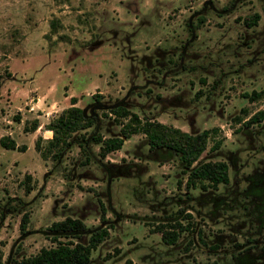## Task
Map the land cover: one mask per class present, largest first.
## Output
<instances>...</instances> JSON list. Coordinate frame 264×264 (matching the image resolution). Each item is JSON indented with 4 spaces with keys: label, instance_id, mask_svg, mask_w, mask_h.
<instances>
[{
    "label": "rangeland",
    "instance_id": "374dc122",
    "mask_svg": "<svg viewBox=\"0 0 264 264\" xmlns=\"http://www.w3.org/2000/svg\"><path fill=\"white\" fill-rule=\"evenodd\" d=\"M71 95L104 136L128 119L109 112L118 104L192 133L218 127L195 164L225 160L229 184L187 190L178 156L142 132L100 161L80 130L54 158L42 134ZM263 109L264 0H0V137L15 141L0 144L3 264L71 239L48 230L65 216L87 224L82 242L112 223L89 264H264V118L245 124ZM177 221L189 228L164 243L156 227Z\"/></svg>",
    "mask_w": 264,
    "mask_h": 264
},
{
    "label": "trees",
    "instance_id": "16d2710c",
    "mask_svg": "<svg viewBox=\"0 0 264 264\" xmlns=\"http://www.w3.org/2000/svg\"><path fill=\"white\" fill-rule=\"evenodd\" d=\"M259 17L260 15L258 12L246 15L244 24L253 26L257 23ZM262 93L263 91L253 90L249 98L254 100L261 96ZM77 100V96H71L70 105L63 108L46 124V128L52 130V137L48 141V146L49 148L54 146L58 148V150L52 151L54 158L61 155V151L72 142L74 138L73 134L80 130L83 131L79 133V139H87V141L89 140L90 142L92 141L99 144V151L96 159L100 161H102L109 152L121 148L125 138H129L132 134L142 132L146 136V142L150 151L158 153L159 150L161 151L166 148L169 157L173 154L178 156L184 172L187 173L185 179V188L187 190L196 187L203 190L209 188L217 189L219 185L229 184V166L225 160H205L195 164L202 152L207 148L209 136L212 132H216L218 127L205 128L201 131L192 133L158 120L145 119L141 121L138 113L130 110L125 105L118 104L117 106H112L109 112L114 114V119L119 123L120 117H128V119L127 121L121 122L118 133L104 136L100 133L99 127L96 125L98 117L95 114H86L83 108L76 104ZM104 114L108 116L107 112ZM263 118L264 109L251 115L245 121V124L249 125L253 122H259ZM37 126L38 122L35 120L30 128L34 130ZM92 126L94 127L93 131L87 137L88 131L86 130ZM39 141L40 138L36 140L35 145L37 147H39ZM220 143V140L213 142L211 149L218 148ZM0 144L7 149L15 147V141L7 136L0 137ZM79 144L83 146L80 142ZM88 156L89 155H86L85 159L81 161L83 165L89 163L90 158ZM27 190H30L29 186H27ZM100 204V218L102 221H105L106 207L102 202H100ZM185 216H190V214ZM27 219V214H24L21 218L19 224L21 233L26 232ZM165 224H159L155 231L161 234V240L164 243L170 245L176 244L180 232L189 228L187 224L180 221L169 223V226ZM108 226L110 227L113 225L109 223ZM108 226L98 225L93 228L87 242H82V234L89 231L84 220L72 216H65L62 219L55 220L48 227V230L53 233V240H56L58 235H68L71 239L68 241H58L56 245L41 246L37 252L22 257L20 263L89 264L91 260V251L108 237ZM198 233L199 237L202 239L201 232L198 231ZM72 238H78V240H73ZM202 240L205 242L204 239ZM131 263V259H127L124 264ZM0 264H3V251L1 248Z\"/></svg>",
    "mask_w": 264,
    "mask_h": 264
},
{
    "label": "crops",
    "instance_id": "0c3cea01",
    "mask_svg": "<svg viewBox=\"0 0 264 264\" xmlns=\"http://www.w3.org/2000/svg\"><path fill=\"white\" fill-rule=\"evenodd\" d=\"M69 95H67V97H68ZM72 96V95H71ZM70 96V97H71ZM69 97V98H70ZM39 128H40V124H38V126H37V128H35L34 130H31L33 133L34 132H38L39 131ZM45 132H48V135H44V134H42V137L43 138H50L51 136H52V130H50V129H48V128H45ZM38 138H40V137H38ZM42 140V139H41Z\"/></svg>",
    "mask_w": 264,
    "mask_h": 264
}]
</instances>
